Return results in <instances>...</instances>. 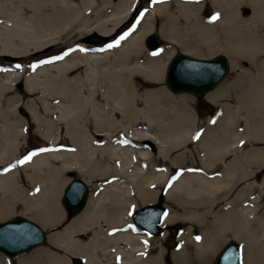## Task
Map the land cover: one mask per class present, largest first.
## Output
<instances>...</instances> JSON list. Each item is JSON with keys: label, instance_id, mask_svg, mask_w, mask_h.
Segmentation results:
<instances>
[{"label": "bare ground", "instance_id": "bare-ground-1", "mask_svg": "<svg viewBox=\"0 0 264 264\" xmlns=\"http://www.w3.org/2000/svg\"><path fill=\"white\" fill-rule=\"evenodd\" d=\"M206 2L146 0L129 32L97 47L78 41L88 33L116 35L139 0H0V55L11 58L0 64V105L32 106L36 131L50 141L25 159V119L17 115L0 128V222L19 213L52 230L47 246L14 256L17 264H73L74 257L82 264H205L229 237L241 244V264H264V174L257 177L264 145H256L264 144V0H209L214 14L208 17ZM154 31L163 40L158 49L145 41ZM62 34L73 36L63 56L19 65ZM175 50L192 57L221 51L233 68L240 56L252 63L205 94L218 106L206 125L198 124L183 95L162 84ZM172 69L173 85L202 86L218 65L181 61L174 78ZM241 74L249 87L239 85ZM17 82L24 84L22 96H13ZM231 93L236 104L221 101ZM70 170L91 191L68 218L59 196L72 182ZM161 187L175 210L160 225L180 218L200 229L199 239L182 231L169 261L164 230L154 233L166 209L159 215L158 207H146ZM32 228L4 227L0 241L15 248L38 237ZM0 264L12 261L0 254Z\"/></svg>", "mask_w": 264, "mask_h": 264}, {"label": "rangeland", "instance_id": "rangeland-1", "mask_svg": "<svg viewBox=\"0 0 264 264\" xmlns=\"http://www.w3.org/2000/svg\"><path fill=\"white\" fill-rule=\"evenodd\" d=\"M145 1L146 0H139V3L137 4V7L135 9H132V11L133 10H135V11L134 12L131 11L133 13L132 15H131V12H130V16L131 17L129 16L128 21L125 24H123V26H122L121 29H119L117 31L116 35H113V36H110V37L109 36H105L103 39H99V40H92L90 37H91V35H93V33H88V34H85L80 39V41H78V42H85L87 44L95 45L97 47H105V46H108L111 43V40H116L122 33L129 32L132 29V26L134 25L136 18H138V16H140V14L142 12L143 3ZM204 13H205V15L207 17L208 16H212V14H214V10H213L212 5L209 2V0H207V2L205 4ZM72 38H73V36H70V34H65V35L62 34L61 37L59 38V42L58 43L51 44L47 48L36 52L30 58V59H32V61L30 59H23L24 61L21 59L20 61H23V62L22 63H19V65H25V64H28V65H34L35 64L36 65V64L45 62L47 60H51V59H54V58H58V57L63 56V54L61 53V51L62 50H66V45L72 43V41H73ZM159 42H160V44L163 43V40L160 37V35H159ZM178 51H180V50H175L174 53L175 52H178ZM217 53H223V52L218 51V52H214L212 55H201L200 57H198V56H194V57H197V58H212ZM223 54L227 55L226 53H223ZM170 58L168 59V61L170 60ZM13 60H18V58L15 57V59H13ZM10 61H11V58H8L6 56L0 55V64H5V63L10 62ZM6 67H9V65H6ZM246 68L252 69V63H251V61H249V59L247 57L240 56L238 58V65L236 67H234V68L233 67H230L229 72L227 73V76L225 77L224 80H222L221 83H223L224 81H225V83L226 82L234 81L237 78L238 74H240L241 71L243 69H246ZM239 79H240L239 85L242 86V84H243V87H245V85L247 87H249L248 86V82H247V80H248V77L247 76L241 74ZM23 82H24V79H23ZM23 82H21V83L20 82L19 83L17 82L16 83V87L18 88V91L19 92L18 93H14L13 96H15V95L22 96V93H23L22 90L24 88ZM221 83H219V84H221ZM162 84L168 89V87L166 86V83H165V80L164 79H163V83ZM169 91H171V90H169ZM172 93L175 94V95H183V101L182 102L184 104H186L188 110L191 111V112H193L195 114V116L198 118V124L199 125H202V124L203 125H206V121L209 120V119H213L215 117L216 113L218 112V106L217 105H215L214 103L210 102L206 98L204 99L206 93L204 95L200 96L201 98L200 97H196L195 95H193L191 93H187V92H183V94H179V93H175V92H172ZM234 94L231 93V94H228V95L223 96L222 97L223 99L221 98V101L222 102L229 103L230 105L236 104V100L234 98ZM31 107L32 106H27V104H23L22 102L21 103H18V104H16L15 102H5V103H1V105H0V110H1L0 128H3V127L5 128L6 127V125H5L6 120L16 121V116L17 115L18 116H21L22 118L25 119V127H24V130L25 131H24L23 137L21 138V141H22V144H23V149L26 151V155L24 156L25 159H27V157L29 155H32L33 153H36L37 152V151L36 152L34 151L35 147H39V146L44 145V147H42L41 149L48 148L45 145H48L50 143L49 140L44 139L36 131V129H35L36 128V124L33 122L32 113L29 110ZM259 118H260V116H259ZM45 120L46 119H43L42 121H45ZM236 129H238V128H236ZM57 132L58 133L60 132V134H61L62 133V129L59 128L57 130ZM142 143H144V142H142ZM145 143L148 146H150V148H151L152 151H156L157 150V145L154 142H152V141L151 142H146L145 141ZM256 145L262 146L264 144L263 143L262 144L256 143ZM41 149H39V150H41ZM160 165L161 166H165V165L162 164V159H161V164ZM161 168L163 169V167H161ZM261 174H264V171L260 172L259 175L257 174V177H259ZM67 177L71 178V180H73L72 178H75V177L81 178L78 175V173L76 171H74V170H70L67 173ZM258 180H260V178ZM87 186H88V189H89L90 188V185L87 184ZM63 189H62V193L59 196V200H60V203H61L62 207L66 211L67 217L69 218L70 216H68L67 209L62 204V199L61 198H63V195H64L63 194ZM159 189L164 190V191H161L160 190V196L162 195L163 197L160 198V196H158L157 198L153 199V202L160 201L161 203H163V205H165L166 208H167V212H168V209L175 210L174 205L172 206L170 204V202H168L167 199L165 198V190L166 189L163 188V187H161ZM90 191H91V188H90ZM145 203H147V202L141 203L138 206L140 207L142 204H143L142 206H144V205H146ZM262 207H264V206H262ZM178 211L180 212V210H178ZM262 212H263V208H262V210H260L259 213L260 214H263ZM16 214L20 215L19 213H15V214H12L9 217L17 216ZM20 216H24V215H20ZM32 220H34L35 222H37L35 219H32ZM37 223L40 224L39 222H37ZM66 224H67V221L66 220L62 221L59 229L63 228ZM197 227H198L197 224L194 225V224H192L190 222H187L186 220L180 219V218L174 220L172 223L168 224L166 227H163V230H164L165 235H164L163 240L161 242L162 243L161 244V247H162V249H163V251L165 253L164 255H166L165 257L167 258L168 261H169V259L172 256V252L179 247V245H180V234L182 233V231L184 229H190V230H192V232H193V235L192 236H193L194 239H197V237L200 238V229L197 228ZM43 228H44L45 232H47L48 234H50V232L52 231L51 228H45V227H43ZM231 239L232 238L229 237L225 241L221 242L217 246V248L213 251V253H211V254L208 255V260H207V262L205 264H214L215 263V261H214L215 259L214 258L216 256V253L219 251V249L222 248V246H224L226 244V242H228ZM42 245L43 246H47L48 244L45 241V243L42 244ZM35 249H33V250H35ZM32 251H30V252H32ZM158 252H159V249H157L154 252V254H158ZM190 252L191 253H194L195 251L193 249H191ZM0 254L8 257L12 261V264H17L16 261H15L16 260L15 258H17L19 256H17V257L7 256L3 252H0ZM72 263H73V259H72ZM169 264H171V262ZM191 264H197V263H191Z\"/></svg>", "mask_w": 264, "mask_h": 264}, {"label": "water", "instance_id": "water-1", "mask_svg": "<svg viewBox=\"0 0 264 264\" xmlns=\"http://www.w3.org/2000/svg\"><path fill=\"white\" fill-rule=\"evenodd\" d=\"M104 37L105 35H101L97 33V34L91 35L90 38L92 40H99V39H103ZM145 41L148 46L154 47V49H158L160 46L159 34L156 31L148 34ZM181 61L214 62L218 65V70L212 74L211 80L207 84H203L202 86H193V85L192 86H188V85L179 86L180 84H176L175 82L173 85L170 79V71L173 68L172 75L174 78V74L177 73V70L180 67ZM229 68H230L229 58L227 55L223 53H217L215 56H213L210 59H201V58L192 57L190 54L184 53L182 51H178V52H175L171 56L168 62L167 72L165 74L164 80L172 92H175V93L188 92L197 97H200L204 95L205 93H207L208 91L214 89L220 82H222V80L226 77L229 71ZM72 179H73L72 182L64 187L63 189L64 196L63 198H61L62 204L67 209L68 216H72L73 214L77 213L83 208V206L85 205L86 199H87V194H88V186H87V183L83 179L78 178V177H75ZM73 184H77L79 186L78 188L79 193L77 192L74 193L70 190L71 185ZM160 198H162V196H160ZM149 206L158 207L160 210L159 215L163 212L164 208L166 209V211L162 213V215L160 216L157 222L158 230L154 232L155 234H160L163 231V228L160 225L161 220L164 218L167 212V208L160 201L150 202V204L147 205L146 207H149ZM143 209H145V207L137 208L134 211L137 214ZM20 223H26L32 226L33 227L32 229L38 233V237L33 240L28 239L26 237L27 239L20 241L17 247L15 248H6L4 247L6 246L4 245L5 243L0 241V252H3L9 256H15V255L27 252L36 246L42 245L46 241L47 233L45 232L44 228L40 224L35 222L34 220L27 218L25 216L17 215V216L11 217V219H8L7 221L0 222V231L3 230L4 227L13 226V225L15 226ZM224 256H227L225 258L227 262L226 264H241L242 253H241V245L239 244V242L234 239L226 242V244L222 246V248L217 252L215 256L214 264H218V262H220L221 258H223ZM73 264H82V259L80 257H74Z\"/></svg>", "mask_w": 264, "mask_h": 264}, {"label": "flooded vegetation", "instance_id": "flooded-vegetation-1", "mask_svg": "<svg viewBox=\"0 0 264 264\" xmlns=\"http://www.w3.org/2000/svg\"><path fill=\"white\" fill-rule=\"evenodd\" d=\"M201 98V97H200ZM263 98V97H262ZM262 102H263V105H264V101L262 100ZM264 107V106H263ZM262 114H263V116H262ZM260 117H262V118H264V109H263V111L261 112V114H260Z\"/></svg>", "mask_w": 264, "mask_h": 264}, {"label": "snow or ice", "instance_id": "snow-or-ice-1", "mask_svg": "<svg viewBox=\"0 0 264 264\" xmlns=\"http://www.w3.org/2000/svg\"><path fill=\"white\" fill-rule=\"evenodd\" d=\"M217 17H213V19H216ZM109 47H111V45L109 46ZM155 54V53H154ZM19 67V66H18ZM30 158V157H29ZM197 239H199V237H197Z\"/></svg>", "mask_w": 264, "mask_h": 264}]
</instances>
